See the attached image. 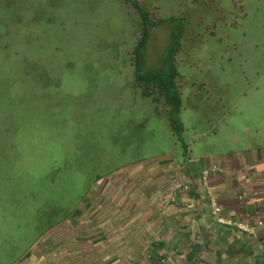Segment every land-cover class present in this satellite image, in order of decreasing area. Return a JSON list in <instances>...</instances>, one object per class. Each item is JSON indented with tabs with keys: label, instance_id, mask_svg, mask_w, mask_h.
<instances>
[{
	"label": "rangeland",
	"instance_id": "1",
	"mask_svg": "<svg viewBox=\"0 0 264 264\" xmlns=\"http://www.w3.org/2000/svg\"><path fill=\"white\" fill-rule=\"evenodd\" d=\"M138 1L186 18L177 67L193 152L264 142V0ZM138 17L125 0H0V264L31 256L89 202L97 176L184 153L133 85ZM172 30L151 29L147 66Z\"/></svg>",
	"mask_w": 264,
	"mask_h": 264
},
{
	"label": "crops",
	"instance_id": "2",
	"mask_svg": "<svg viewBox=\"0 0 264 264\" xmlns=\"http://www.w3.org/2000/svg\"><path fill=\"white\" fill-rule=\"evenodd\" d=\"M194 143L140 165V179L136 165L110 179L17 264H264V142L215 154ZM212 199L251 231L219 225Z\"/></svg>",
	"mask_w": 264,
	"mask_h": 264
},
{
	"label": "trees",
	"instance_id": "3",
	"mask_svg": "<svg viewBox=\"0 0 264 264\" xmlns=\"http://www.w3.org/2000/svg\"><path fill=\"white\" fill-rule=\"evenodd\" d=\"M125 1L133 6L139 16L137 39L131 53L135 67L133 85L141 96L150 99L151 102L163 108V114L168 119L173 134L176 136L177 140L182 143L184 125L180 114L183 109V99L180 92L181 75L177 67V55L183 47L182 38L185 33L186 18L177 16L166 19L161 17L158 18L156 9L152 11L148 10L138 0ZM191 1L196 2L199 0ZM163 23L173 25L170 40L160 63L149 67L146 63V48L150 31L152 28ZM137 166L140 165H136L135 167ZM137 169L138 170L134 172L133 176L136 179H140L144 176L146 170H142L141 166ZM116 174L122 177L124 173L121 174L117 169L112 176L114 177ZM97 179H99L98 183H100V185L97 186L94 193L99 194L100 189H102L103 185L108 183L111 178L107 179L99 175ZM141 181L142 180H140L139 183Z\"/></svg>",
	"mask_w": 264,
	"mask_h": 264
},
{
	"label": "built area",
	"instance_id": "4",
	"mask_svg": "<svg viewBox=\"0 0 264 264\" xmlns=\"http://www.w3.org/2000/svg\"><path fill=\"white\" fill-rule=\"evenodd\" d=\"M209 175H210L209 170L204 171L203 180H207ZM212 211H213V215L215 217V220L219 225L229 226V227L238 229V230L243 231V232H250L251 231V227L248 226L245 222L239 221V220H234V219H231L229 217H225L222 213V207L220 206V204L217 201H215V199H212ZM259 223H260V225H264V220L260 221Z\"/></svg>",
	"mask_w": 264,
	"mask_h": 264
}]
</instances>
